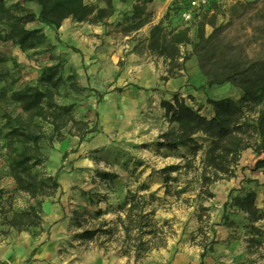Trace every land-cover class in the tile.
I'll list each match as a JSON object with an SVG mask.
<instances>
[{
  "label": "rangeland",
  "instance_id": "374dc122",
  "mask_svg": "<svg viewBox=\"0 0 264 264\" xmlns=\"http://www.w3.org/2000/svg\"><path fill=\"white\" fill-rule=\"evenodd\" d=\"M86 1L106 6L105 0ZM134 1L115 0L113 13L99 21L104 25L101 36L105 34L108 39L118 40L121 55L117 61L108 62L106 70L98 72L93 81L86 73L76 71L70 64L72 59L69 61L55 49H48V42L21 51L14 43L0 42V56L15 57L0 61V73H9L6 80H0V90H11L15 79L18 80L16 86L32 82L44 88L40 74L54 71L57 77H62L59 102L71 105L78 118H89L97 128L83 140L65 139L75 141L66 149L62 144L65 140L53 145L43 142L47 160L37 171L40 175H56L60 187L55 195L43 199L39 208L40 223L17 231L8 224L12 212L29 208L36 200L16 190L5 155L8 127L3 114L7 108L0 103V242L6 240L12 245L11 258L0 260V264H264V167L257 165L260 155L254 150L258 137L253 135L251 142L255 145L242 151L233 176L208 185L203 183V149L195 153L186 146L169 149L158 145L160 134L177 127V123L168 121L162 106V101L172 99L175 92L207 116L212 114L207 97L238 99L242 93L231 83L205 85L196 55H190L184 69L178 71L187 73L185 86L197 92L183 96L179 90L167 88L171 77H163L169 74L172 65L149 48L150 29L144 30L145 25L158 19L166 3L163 0ZM3 2L5 6L21 4L35 13L39 11L33 0ZM120 2L124 7L129 4L132 7L124 10L119 7ZM136 3L144 12L143 17L151 19L138 30L133 28L131 20ZM219 8L216 14L206 16V32L212 31L210 21L226 25L224 33L228 40L242 45L252 57H263L264 0H220ZM114 16L116 18L111 20ZM26 25L46 28L36 20ZM77 26L70 25V30L81 40L85 25H79V31L75 30ZM190 36L192 41L197 40V27L190 30ZM59 41L64 49L85 60L83 48L77 42L68 44L65 37ZM191 49V44L181 46L186 55ZM140 60L153 62L159 72L155 82L147 85L141 81L137 73ZM197 72L201 73L202 81L196 77ZM75 85L82 91H76ZM7 110L16 112L18 109L8 107ZM196 139L204 146L210 141L203 134H197ZM55 146L62 147V157L53 169L49 153ZM174 164H180L181 168L169 172L165 181L163 169ZM137 191L154 192L161 197L150 207L155 208L157 220L172 225L173 233L166 246L135 259L122 254L124 248L117 240L99 244L82 238L86 229L100 227L103 221H115L118 205ZM249 193L252 196L245 202ZM23 242L26 248L15 259L18 244ZM204 245L209 251L202 259ZM41 248L47 253L42 257L38 254Z\"/></svg>",
  "mask_w": 264,
  "mask_h": 264
},
{
  "label": "trees",
  "instance_id": "16d2710c",
  "mask_svg": "<svg viewBox=\"0 0 264 264\" xmlns=\"http://www.w3.org/2000/svg\"><path fill=\"white\" fill-rule=\"evenodd\" d=\"M33 1L39 6L38 13L21 4L5 6L0 0V42L12 41L22 50L35 49L47 42V35L42 26L28 27V22L36 20L54 29H59L69 18L77 22H99L113 13L115 0H105V7L86 0ZM219 7L214 5L213 14L220 10ZM131 14L133 28L137 30L151 20L143 17L144 12L138 3L133 6ZM207 15L194 24L184 25L177 15H171L167 10L149 31V48L164 56L172 65L163 79L178 76V70L184 68L190 55H196L205 85L212 87L231 83L242 93L238 99L230 96L207 97L212 108L210 116L191 106L177 92L172 99L162 101L168 121L177 123V127L160 134L158 145L169 149L186 146L195 153L203 149L205 185L234 175V166L242 151L255 145L251 142L253 135L259 140L254 149L260 155L257 165L264 167V56H250L242 45L227 39L224 33L226 25H217L214 20L210 21L212 31L207 33ZM193 27H197L196 41H192L190 36ZM188 44L192 45V49L186 55L181 46ZM47 47L51 50L55 48L52 44ZM7 74V71L0 73V80H6ZM39 78L45 82L44 88L32 82L16 86L18 80L15 79L11 90H0V103L7 109H18L16 112L5 109L3 114L8 127L5 155L10 173L16 190L36 200V204H31L27 209L12 212L8 224L17 231L40 223L39 208L43 199L55 195L60 187L56 175H40L37 171L47 160L43 142L48 141L53 145L68 137L83 140L97 131L89 118H78L71 105L59 102L62 77H57L53 71L46 75L41 73ZM75 89L82 91L76 85ZM197 134L207 136L210 140L208 145L199 143ZM180 168V164L165 167V181L169 172ZM250 196L252 193L247 195L245 202ZM159 199L161 197L154 192L131 193L118 205L115 221H103L100 227L86 229L81 236L84 240L99 244L117 240L124 248L122 254L141 259L151 250L166 246L168 237L173 233L172 225L157 220L155 208L150 207ZM208 251L209 248L204 245L202 259Z\"/></svg>",
  "mask_w": 264,
  "mask_h": 264
},
{
  "label": "crops",
  "instance_id": "0c3cea01",
  "mask_svg": "<svg viewBox=\"0 0 264 264\" xmlns=\"http://www.w3.org/2000/svg\"><path fill=\"white\" fill-rule=\"evenodd\" d=\"M134 2H136V0ZM119 7L121 8L124 7V4L120 2ZM131 7H132V4L131 5L129 4L127 7L126 6L124 7V10H129ZM165 12H166V5L162 7L160 15L158 16V19L156 21H153L152 23L153 24L157 23L164 16ZM115 18H116L115 16L111 17V20H114ZM152 23H150L149 25H145L144 30L150 29V27L152 26L151 25ZM70 25H78L77 27H75L76 31L80 30L79 25H85L83 26V29H82L83 30V35L81 39L82 41L78 40L76 35L73 34V32H71ZM166 26L168 27V25ZM51 28H52L51 26H46V28L44 29L47 35V42L52 44L55 47L54 48L55 51L57 52V54L61 55V57L63 56L68 57L69 61L72 59L73 63H70V64L74 65L76 71L79 73H86L88 77L91 78L90 79L91 81H93L92 78L96 77L98 72L100 73L103 70H106V65L108 62L117 61L121 55L120 49L118 47L119 45L118 40H116L115 38L108 39L107 35L105 34L101 36L102 34L101 32L104 31V25H102V22H98L97 24H91L89 22H77V21L75 22V21H72L71 18H69L63 22L62 26L59 29L52 30ZM84 32H89V33H84ZM98 32H100L99 36L97 35ZM79 33L81 34V32ZM64 37H65V41L68 44H71V42H77L83 48V53H85L84 61L81 55L79 57H75L69 51L64 49V47L61 45L59 41V39L62 40ZM104 38L105 39L107 38L105 42L103 40ZM9 42L13 43L12 41H9ZM99 43L101 44L98 45ZM18 49L21 51L20 48ZM113 49H115V52H112ZM16 53L18 52L16 51ZM12 56L11 54H8V57H7V55L3 54L2 57L0 56V61L1 60L8 61V59L11 60L12 58H15ZM133 56H135V54H133ZM18 60L20 61V59ZM111 66L113 67L115 71L117 70V68H114L115 65H111ZM137 67L139 70L137 73H139V77L141 81L147 85L151 82H155L156 78L159 77V72L155 68L153 62L145 63L143 60H140ZM145 71L147 72L145 73ZM195 75L196 77L200 78L199 79L200 81H202L203 77L200 72H197ZM187 79H188L187 73L179 74L178 76L169 78V80L166 83V86L171 91L179 90L183 96L186 94L196 93L197 91L193 89L191 86H187V85L185 86ZM70 142L74 143L75 141L74 139H71L70 141L65 140V143L63 141L62 144H63L64 149H66L67 146H69L68 144ZM60 148L62 149V147L55 146V148H53L49 153V161L51 162V167L53 169H55V167L57 166V163L61 160L62 153L60 151L61 150ZM11 246L12 245L10 241L5 240V241L0 242V260L1 261L11 258V253H12L10 250ZM18 246H19V250H18V254L14 255L15 259L19 258L20 253L22 255V249L24 251V249L26 248V242L19 243ZM44 250L46 249L41 248V250H39L38 252L39 256L42 257L47 254L46 251ZM39 264H42V263H39Z\"/></svg>",
  "mask_w": 264,
  "mask_h": 264
},
{
  "label": "built area",
  "instance_id": "2783aa9c",
  "mask_svg": "<svg viewBox=\"0 0 264 264\" xmlns=\"http://www.w3.org/2000/svg\"><path fill=\"white\" fill-rule=\"evenodd\" d=\"M166 11L177 15L184 25L196 23L205 14L213 13L214 5H220V0H163Z\"/></svg>",
  "mask_w": 264,
  "mask_h": 264
}]
</instances>
